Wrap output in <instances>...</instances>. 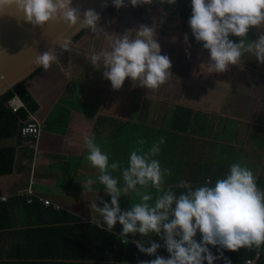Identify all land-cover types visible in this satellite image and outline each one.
<instances>
[{
    "label": "crops",
    "instance_id": "1",
    "mask_svg": "<svg viewBox=\"0 0 264 264\" xmlns=\"http://www.w3.org/2000/svg\"><path fill=\"white\" fill-rule=\"evenodd\" d=\"M156 11L154 7L125 6L118 18L102 21L99 26L109 34H122L155 22L161 54L170 58L171 72L187 82L169 79L166 88L164 83L152 91L133 87L126 78L120 90H113L102 70L90 63L91 54L106 48V41L102 33L90 32L70 52L60 54L59 64L26 81L38 104L28 119L40 122L41 134L37 141L20 135L0 141V148L16 149L14 171L0 176V196L18 195L33 175L36 192L60 206L59 210L52 207L55 211L91 223V204L102 207L101 201L110 203V196L98 182V171L85 159L86 133L95 135V142L109 154V163L120 162L121 171L127 166L130 151L140 147L138 140L146 141L143 148L147 151L163 137L165 143L155 158L162 168L171 170L165 187L172 186L177 194L183 191L176 187L181 180L196 187L211 178L214 184L237 162L253 171L258 188L264 190V65L246 54L242 67L209 74L205 65L209 52L195 41L190 26L176 21L166 28L163 10ZM185 34L189 44L184 43ZM259 34H264V27L250 29L248 37L255 40ZM230 39L239 41L234 36ZM184 88L188 91L181 94ZM179 107L189 110L191 119L186 132L175 134L171 123ZM121 171L112 175L122 184ZM89 179L94 181L91 190ZM152 194L155 197L154 189ZM135 202L139 196L130 191L120 198L119 205L130 210ZM11 226V232L23 228L18 221ZM112 233L119 234L116 230ZM196 240H200L199 233ZM262 251L264 254V246Z\"/></svg>",
    "mask_w": 264,
    "mask_h": 264
},
{
    "label": "clouds",
    "instance_id": "2",
    "mask_svg": "<svg viewBox=\"0 0 264 264\" xmlns=\"http://www.w3.org/2000/svg\"><path fill=\"white\" fill-rule=\"evenodd\" d=\"M153 3L154 0H128L131 7ZM155 3L175 6L177 0H155ZM112 5L119 9L126 3L112 0ZM3 16L30 24L33 29L57 22L66 24L68 29L102 33L106 48L92 54L90 63L94 69L102 70L113 90H120L126 78H130L133 87L156 91L173 78L171 60L161 54L155 22L122 34H109L99 26L101 17L95 9L81 13L72 6V0H0V17ZM188 25L195 41L209 52L210 58L205 63L209 74L242 67L246 54L264 65V34L257 35L255 40L248 37L250 29L264 27V0H191ZM66 32L47 51L35 56L33 63L37 68L46 72L54 63L59 64L57 48L71 51L72 40ZM231 36L239 41L231 40ZM172 40L175 42L176 37ZM184 43L189 44L187 34ZM95 141L94 134H84L85 159L98 171V182L110 196V203L101 201L102 207L91 204V224L100 229L106 226L108 232L119 224L122 230L118 236L125 244L130 235L139 234L141 239L132 243L140 253L155 256L139 264H215L218 259L231 264L224 257V250L235 252L264 246V190L258 188L253 171L246 165L232 163L227 174L214 184L211 178L196 187L181 180L176 187L183 191L177 194L172 186L165 187L171 170L162 168L155 158L165 143L163 137L147 151L143 148L146 141L138 140L140 147L130 151L122 171L120 162L109 163V154ZM117 171H121L122 184L112 175ZM93 183L88 180L89 190ZM130 191L136 192L139 202L132 203L130 210H122L119 200ZM153 234L163 241L168 258L157 255L162 245L151 240ZM145 237L149 238L150 246H145ZM209 246L216 248L219 255H214Z\"/></svg>",
    "mask_w": 264,
    "mask_h": 264
},
{
    "label": "trees",
    "instance_id": "3",
    "mask_svg": "<svg viewBox=\"0 0 264 264\" xmlns=\"http://www.w3.org/2000/svg\"><path fill=\"white\" fill-rule=\"evenodd\" d=\"M125 3H128V0H125ZM143 6L162 9L167 17L166 28H171L176 21L188 25L191 16V2L186 0H177L175 6L167 4L160 6L155 0L152 5ZM117 10L112 6L109 12L115 13ZM86 31L84 30L75 39L80 38ZM41 70L42 68L29 79L34 78ZM25 84L26 81L18 84L0 97V141L21 136L22 124L29 118V113H34L38 109L36 100ZM15 94L23 100L27 110L22 109L13 113L7 107V102ZM190 119L189 110L177 108L171 123L175 134L186 132ZM15 167V147L0 148V176L11 174ZM16 221L20 222L23 228L11 232V225ZM113 230L120 233L122 226ZM12 233H16L13 243L5 246ZM119 238L118 234L108 232L106 226L105 229H100L80 217L55 211L52 207L44 209L37 201L27 204L25 198L19 195L8 198L7 202L0 200V259L2 260L0 264H139V261L155 259V256L150 258L140 253L133 243L122 244ZM128 239H141V237L136 234L130 235ZM153 241L162 245L158 253L169 255L159 237L155 236ZM209 247L214 255H219L216 248ZM262 250L263 246L258 264H264ZM224 257L230 260L231 264H245L247 259L253 257V250L243 248L235 252L224 250ZM215 264H225V261L218 259Z\"/></svg>",
    "mask_w": 264,
    "mask_h": 264
},
{
    "label": "water",
    "instance_id": "4",
    "mask_svg": "<svg viewBox=\"0 0 264 264\" xmlns=\"http://www.w3.org/2000/svg\"><path fill=\"white\" fill-rule=\"evenodd\" d=\"M103 4L107 6L102 7ZM72 6L79 8L81 13L89 8L95 9L100 14V21L113 17V14L109 12L113 6L112 0H72ZM126 6L129 7L128 3ZM121 8L116 12L119 13ZM83 31L68 29L66 24L57 22H49L43 29H33L30 24L18 22L12 17H0V97L18 84L29 80L32 74L41 69L33 63L35 56L47 51L58 36L66 32L71 37L72 48L85 38L86 33L78 41L73 42ZM57 52L60 56L65 51L62 52L57 48ZM85 53L91 54L90 52ZM172 80L187 82L184 78L174 74Z\"/></svg>",
    "mask_w": 264,
    "mask_h": 264
},
{
    "label": "built area",
    "instance_id": "5",
    "mask_svg": "<svg viewBox=\"0 0 264 264\" xmlns=\"http://www.w3.org/2000/svg\"><path fill=\"white\" fill-rule=\"evenodd\" d=\"M7 107L13 112L17 113L20 110H27L26 104L23 102V100L15 94L8 102ZM20 134L22 137L30 138L33 141H37L40 138L41 134V125L40 122L35 119L34 117H31L30 119H27L25 121L21 128H20ZM19 196L24 197L27 204H32L35 201L41 203L42 205L46 207H54L55 209L59 210L60 206L57 204H54L52 201L42 197L39 195L35 190V179L34 176L31 175L29 179V183L27 184L26 188L21 190L18 193ZM0 200L2 202H7L8 197L7 196H0ZM135 239H129L128 243H132V241ZM122 242V241H121ZM122 244H125L122 242ZM149 246V245H145ZM262 248V246H261ZM261 248L260 249H252L253 250V257L246 260L245 264H258V260L261 256ZM157 255H160L162 257L168 258L163 253H158ZM154 256H150V258H153Z\"/></svg>",
    "mask_w": 264,
    "mask_h": 264
},
{
    "label": "rangeland",
    "instance_id": "6",
    "mask_svg": "<svg viewBox=\"0 0 264 264\" xmlns=\"http://www.w3.org/2000/svg\"><path fill=\"white\" fill-rule=\"evenodd\" d=\"M123 9H124V7H122V8L119 10V13H120ZM154 9L157 10V11H156L157 13H161V9H160V8H155V7H154ZM156 12H155V13H156ZM151 13H152V12H151ZM155 13H153V15H154ZM157 13H156V15L158 16ZM162 13H163V12H162ZM164 15H165V14H164ZM102 21H103V20H101L100 23H102ZM84 34H85V33H84ZM88 34H89V32L86 33V35H88ZM168 84H169V83L166 84V82H165V84L163 85V87L166 88V86H167ZM186 91H188V89H185V88H184V89L182 90V92H180V93H181V94H185ZM173 94H175V93H173ZM178 102H179V101H178ZM17 231H19V230H17ZM17 231H16V232H17ZM15 234H16V233H13L12 235H15ZM12 243H13V241L9 238V239H8V242H7L6 244H4V245H5V246H9V245H11Z\"/></svg>",
    "mask_w": 264,
    "mask_h": 264
},
{
    "label": "flooded vegetation",
    "instance_id": "7",
    "mask_svg": "<svg viewBox=\"0 0 264 264\" xmlns=\"http://www.w3.org/2000/svg\"><path fill=\"white\" fill-rule=\"evenodd\" d=\"M118 12H116V13H112L113 14V17H115V18H118V15H120V13H118ZM85 33H87V31L85 32ZM81 38V37H80ZM79 39V38H78ZM78 39H75L73 42H76V41H78Z\"/></svg>",
    "mask_w": 264,
    "mask_h": 264
}]
</instances>
